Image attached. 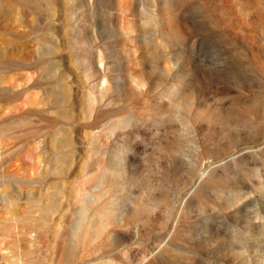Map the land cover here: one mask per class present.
<instances>
[{
  "label": "rangeland",
  "instance_id": "rangeland-1",
  "mask_svg": "<svg viewBox=\"0 0 264 264\" xmlns=\"http://www.w3.org/2000/svg\"><path fill=\"white\" fill-rule=\"evenodd\" d=\"M0 264H264V0H0Z\"/></svg>",
  "mask_w": 264,
  "mask_h": 264
},
{
  "label": "bare ground",
  "instance_id": "bare-ground-1",
  "mask_svg": "<svg viewBox=\"0 0 264 264\" xmlns=\"http://www.w3.org/2000/svg\"><path fill=\"white\" fill-rule=\"evenodd\" d=\"M2 80L0 79V82H1Z\"/></svg>",
  "mask_w": 264,
  "mask_h": 264
}]
</instances>
